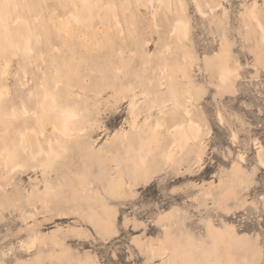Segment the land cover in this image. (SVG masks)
I'll return each mask as SVG.
<instances>
[{"label":"rangeland","instance_id":"rangeland-1","mask_svg":"<svg viewBox=\"0 0 264 264\" xmlns=\"http://www.w3.org/2000/svg\"><path fill=\"white\" fill-rule=\"evenodd\" d=\"M76 1L0 0L32 29L31 51L0 34V264H264V0H85L89 29ZM43 89L79 130L46 168L10 115Z\"/></svg>","mask_w":264,"mask_h":264},{"label":"bare ground","instance_id":"bare-ground-1","mask_svg":"<svg viewBox=\"0 0 264 264\" xmlns=\"http://www.w3.org/2000/svg\"><path fill=\"white\" fill-rule=\"evenodd\" d=\"M150 1L151 0H149L147 2H150ZM158 1L165 4V7L167 6L169 8H171L172 4H173L172 3L173 0H158ZM195 1H196V5L198 8V12L202 16H205L206 14L201 9L200 3L198 2V0H195ZM75 3H76L78 12H77V14L71 13L69 15H71L75 19L76 22L84 23L85 26H87V28L89 29L91 26L90 20H92L91 19V10H90L91 8L89 7V5L87 4V2L85 0H78V2L76 1ZM254 6H255V4H254ZM105 10L100 11V13L97 14L99 19H100V17L104 18V19L108 17V12L110 10L108 8H107L108 12H106ZM182 10H183V8H182ZM111 11H112V9H111ZM7 14H9V13L7 12ZM250 15H252V13ZM254 15H252V16H254ZM7 17H10V15ZM251 18L254 19V17H251ZM254 21H256V20L254 19ZM55 24L57 26V30L59 33L63 34L66 37L69 36V33H70L69 28H68L69 22L66 23V22H63V20L62 21L57 20L55 22ZM258 24H257V26H259ZM108 26H109V24H108ZM187 29H188V26H187L186 22L183 21V18L175 17L173 31H171L172 32L171 36L173 38L172 42H173L175 47L178 46L177 42L179 40V35H181L182 38L184 37L185 40L187 39V37H188V36L186 37ZM260 31L262 32V26L260 27ZM31 32H32V29L28 25L27 21H25L21 18H18V17H16L12 21H10V19H7L6 21H4V19L0 15V34L4 37H6V36L9 37L11 40V44L12 45L14 44L19 50L22 48V46H20L21 45L20 39H23L25 41V46H24L25 49L28 51H31V49L28 48L29 40L31 39L30 38ZM261 39L263 41L264 36H262ZM173 44H172V46H173ZM226 64L229 65L228 70H225L223 67L218 68V74H219V77L222 81L227 79L228 75L230 76V74L234 75L235 73H237V67H233L231 62H228ZM4 68H5V66H4ZM1 74H2V72H1ZM237 75H239V74H237ZM236 77H238V76H236ZM54 86L57 87V85H54ZM42 92H43L42 93L43 97H42L40 103L38 101V103H39L38 107L39 108H38L37 112L32 111L31 109H28L25 105H22V107H20L21 109H17V106L15 105L16 103H13V105L11 107V109L13 111L10 113V115L13 118V121H15V123L17 121L16 125H15V123H13V125H15V128L12 130L13 134H14V136H16L15 132L17 131V135H19L18 136V145H19L21 153H18L16 158L18 160H23L22 158L26 157L29 161L35 162L36 158L38 159V157H39L38 155L42 154V152H43V148H42L41 140H40V137H43L44 142H46V144H47V150H45L43 153L45 156V159L43 158L44 163L43 164L41 163L42 164L41 166L43 168H46V167H48L49 163H52L58 157L57 154H59V153L56 150V146H59L65 140L70 139L79 130H77V128L74 127L76 125V123L74 122V118L76 119V117L78 115L76 116V114L73 110H70L66 107L58 105L59 103H56V99H54L55 96L53 95V92L51 93V90L49 92L48 90L43 89ZM2 96H3V91L0 89V101H1ZM186 112H187V110H186ZM186 112H185V114H186ZM21 119H22V123L19 124L18 122ZM30 119L32 121H29ZM187 123L188 122H186V124ZM186 128H187V130L183 126L179 125L170 131L171 136L174 137L173 139H175V143H174L175 145L173 144L175 147L176 146L183 147L187 143V141L189 139L188 132L190 133V135L193 138H197V136L199 135V133L201 131V128L199 130V127H197L196 125H194L192 123H190L189 126ZM19 130H21V131H19ZM173 145H171V147ZM59 150H61V147ZM169 150H171V149H169ZM143 151H144V149H143ZM171 151H173V150H171ZM171 151L167 155L168 160H170V158L172 157V154L174 153V151L172 153H171ZM145 153H147V152L146 151L142 152V150H141V153H139L141 156V159L145 158ZM31 162H29V164ZM21 168H22L21 165H14L12 168L13 169L12 173L15 174ZM35 170H36V168H35ZM45 181L50 182L49 180H45ZM47 185L49 186V184H47ZM46 189H48L47 186H46Z\"/></svg>","mask_w":264,"mask_h":264},{"label":"snow or ice","instance_id":"snow-or-ice-1","mask_svg":"<svg viewBox=\"0 0 264 264\" xmlns=\"http://www.w3.org/2000/svg\"><path fill=\"white\" fill-rule=\"evenodd\" d=\"M261 215L264 216V196L260 197Z\"/></svg>","mask_w":264,"mask_h":264}]
</instances>
